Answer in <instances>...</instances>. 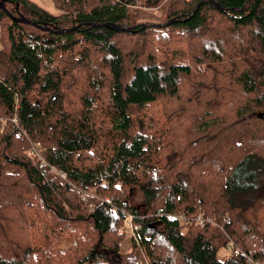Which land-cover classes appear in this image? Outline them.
Here are the masks:
<instances>
[{
    "label": "trees",
    "instance_id": "1",
    "mask_svg": "<svg viewBox=\"0 0 264 264\" xmlns=\"http://www.w3.org/2000/svg\"><path fill=\"white\" fill-rule=\"evenodd\" d=\"M55 1L63 6L64 13L53 14L31 0H0L5 7H0V264L48 263L55 233L51 221L37 211H50L58 224H64L66 233L75 228L78 238L88 239L86 252L77 264H114L115 256L122 254L127 214L133 215L132 223L139 229L134 235L127 229L133 239V255L118 259V264H264V118L258 116L264 113V0H214L224 9L205 1L186 20L198 0H172L176 7L183 5H165L168 13L164 20L137 23L130 20L135 12L127 11L134 0H101L97 5L89 0ZM10 13H20L38 26L13 21ZM173 18L176 20L166 26L154 25ZM219 20L241 29V39L231 33L224 38L239 40L245 65L238 72L239 88L249 98L227 107L196 101V72L203 56L218 59L219 50L225 47L223 40H210L219 36L220 27H213ZM105 22L132 29L92 25ZM143 23L150 24L141 27ZM75 26L65 33L56 32ZM194 36L198 40H191ZM126 39L141 40L134 43L149 44L147 49L153 47L145 53L147 62L127 56L122 42ZM81 41L98 46L104 69L98 78L91 79L97 73L92 68L83 76V84L72 88L65 84L71 72H60L55 57L76 55ZM163 41L178 46L177 60L159 58L158 47ZM89 51L80 53V60L86 58L80 61L83 69L93 65ZM87 84L86 94L82 86L88 90ZM75 94L79 99L76 116L62 109L65 99L68 106L74 105L70 99ZM36 97L46 103H37ZM159 100L185 108L184 117L193 114V129H175L173 116L165 111L159 120L162 129L150 141L143 133H130L132 110H138L133 107H146ZM225 108L228 113L223 117ZM253 108L257 111L247 115ZM57 112L62 117H57L56 132L49 136L53 126L48 133L39 130L42 122L55 119L51 116ZM139 112L138 117H150ZM15 116L16 126L11 123ZM105 116L111 117L109 132L114 140L100 175L102 164L80 166L74 154L90 152L97 134L95 117ZM28 137L54 143L44 157L47 164L33 161L25 153ZM176 137L179 155L171 159L173 153L167 154L166 171L157 180V146L168 141L172 148ZM47 165L65 172L66 180L45 181ZM102 181L107 182L104 188ZM119 182L140 184L144 206L121 199L117 192L121 188H116ZM93 186L98 187L94 192ZM65 207L77 212L71 221L92 223L88 237H83V227L67 225ZM180 210L219 222L227 216L223 229L240 253L230 252L228 258L219 259L218 233L224 234L210 225L189 226L182 232L179 221L168 216ZM59 228L63 229L61 225ZM247 253H251V262Z\"/></svg>",
    "mask_w": 264,
    "mask_h": 264
},
{
    "label": "rangeland",
    "instance_id": "2",
    "mask_svg": "<svg viewBox=\"0 0 264 264\" xmlns=\"http://www.w3.org/2000/svg\"><path fill=\"white\" fill-rule=\"evenodd\" d=\"M31 1L39 5L41 8L53 14H56V15L60 13H64L65 11L63 10V6L56 5L55 0H31ZM89 1L90 2L95 1L94 4L97 5L100 3L101 0H89ZM110 1L113 2V0H110ZM151 1L157 2V4L155 6H151L150 5ZM171 1L172 0H134L132 4L128 5V9H127V11L129 12H135V15H133L132 17L130 16V20L131 21L135 20L134 23L147 22L149 20L154 21V22L162 21L167 17V13H168L165 5L169 6L170 8L172 6L177 8L183 5V4H179L176 7L175 6L176 2H171ZM186 1H190V0H186ZM190 8L191 7H189V9ZM215 17L217 18V15H215ZM231 25L232 23L230 21L219 20L218 24L215 23L213 26V27H220L219 36L216 37L218 33L217 32L215 34L216 39L213 36H211L210 40H212L214 43L220 42V40H223L225 42L224 43L225 47L224 49H221L220 46L217 47L221 49L219 50L221 56L218 59L211 58L209 56H203L202 62L199 64L200 70L196 72V101L198 102H208L209 105H216L217 107L221 105V106L227 107L228 105H231L232 102L243 103L249 99L246 95L242 93V90L239 88L240 84L238 82V75L241 71L245 69V65L242 62V58L244 56L241 54V52H239V45H240V43H238L239 40H236L237 42L234 41L233 36L229 37L230 40L228 41L227 39L224 38L227 34L231 33L232 35H237L238 38L241 39L239 32H238L241 29L232 28ZM29 33H36V32L29 31ZM191 40L194 41L198 39L195 38L194 36ZM133 41L137 42L141 40H133ZM122 42L126 44L125 51L127 52V56L132 57L133 55H135V58L136 57L139 58V62H147L145 58L146 51L147 52L153 51V47H151V49H147L149 48V44H147L146 47L140 46L139 44L134 43L132 41H127V39ZM163 43L164 44L162 46L158 47L159 48V54H158L159 58L168 60V61H170L169 59L173 60L174 58H176L178 54V50H177L178 46L167 43L165 41H163ZM88 44L89 43H87L86 41H81L80 45L76 47V50H77L76 55H73L71 53H66L63 56L57 54L55 57L56 67L59 69L60 72H65V71L71 72L70 76L67 77V82H65V84H67L68 86H71L72 88L78 87V83L83 84L84 82L83 76H86L89 73H91L92 68H94L93 71L96 70L97 73L91 76L90 77L91 79L98 78L101 75V70L104 69V61L102 60L100 56H98L102 53V51H99L98 46H96L97 48L96 49L94 45L89 44L90 46H87ZM83 45H86V46H83ZM83 49L90 50L88 55H90L91 62L93 64L90 68H87V69L86 68L83 69V65L80 64V61L86 60V58H84L83 60H80L79 58L80 53L82 52ZM184 49L186 50L187 48H184ZM190 51L192 50L190 49ZM133 61H135V59ZM133 61H130L129 63L132 64ZM85 64L86 62H84V65ZM82 87H84L85 89L84 92H86V94L89 93L88 84H87L88 90H86L87 88L84 85ZM104 93H105V88L99 94V97H98L99 101L102 99ZM51 98L54 99L55 96L53 95L51 96ZM35 100H37V103L39 104L46 103L44 102V99L41 97H36ZM66 102H67L66 99H65L64 105L62 102V109H64L66 113L74 112L75 114L74 116H76L79 111L78 110V105H79L78 96L76 94L74 96L71 95L70 102L74 103L75 106L73 104L68 106ZM70 107H74V109L72 110ZM133 108L138 109V110H132L133 115H131L132 122H131L129 131L132 134H142L143 133L147 135L149 141L150 139H153V137L155 136L154 134L157 131H160L162 129V126L159 123V120H160L161 115L165 111L170 112L171 116H173V121L171 122V124L174 126L175 129L185 130L189 132V130L193 129V126H194V125L192 126V124L190 123V121L193 118V114L190 113L189 115H186V117H184L183 112L185 111V108L169 105L166 100H159L146 107L143 106L141 108L139 107L138 108L133 107ZM228 108H225L223 110V117L227 116ZM2 109L3 108L0 106V110ZM139 110H141L144 113H147L150 117H138L140 114ZM253 111H257V109L253 108L252 110H249L246 114L249 115ZM56 114L57 116L56 115L51 116V117H55V119L50 118L48 121L42 122L39 130L46 131L48 133L49 127L53 126V130L48 133L49 136H52V133L56 132L55 127L58 123L57 117H62L59 115L58 112ZM95 119H96V125H97V134H96V139L92 145L93 148L90 149V152L89 150H86V151L81 150L79 152H76L74 154V161H77V164H79L80 166L87 165L86 167L88 166L100 167V164H102L101 166L102 168L99 172L101 175V173H103V169L107 162L106 158L108 157L110 150L113 146L114 139L111 137V133L109 132L112 129L111 124H110L111 117H106V116L105 117H95ZM196 119L197 121H200V116L196 117ZM12 121L11 123H13V125L16 126L14 122ZM197 127L198 126L196 125V129ZM112 132H114V129L112 130ZM117 134H120V133L117 132ZM178 135H180V133ZM178 140H179V137H176L173 140L172 148L168 147V141H164L161 146L160 145L157 146V148L160 149L158 150L159 152H157V159H156L157 160L156 163H159V164H156V163L154 164L157 167V171L159 170L157 180L161 179V177L164 175L166 171L165 169L167 166V159H165V157L167 156V154L173 153V155L170 157L171 159L172 158L176 159L178 157L179 155L177 153L179 151L177 150L179 146ZM28 142H29L28 147L25 149V153H27L33 161L37 159L41 162H42V159L45 161L44 157H46L48 146L54 145V143L53 144L45 143L44 141L40 139L33 140L32 138L29 139ZM181 144L184 145L185 143L181 142ZM32 146L37 147L39 149L40 154L35 155V156L31 154L30 150ZM38 149H34V151H38ZM32 156L34 157L32 158ZM80 159L84 163H80L79 162ZM45 164H47V162ZM45 167H46L44 169V180L45 181L49 179H56L59 182H61L62 180L63 181L66 180L67 176L65 178L61 177V173L63 171L55 169L54 167H50L49 165ZM150 175H151V172L149 174V178H150ZM156 181H154V183ZM106 184H107L106 181H102L101 187L104 188ZM156 185H159V184H156ZM97 188H98L97 186H93L91 187V191L94 192L97 190ZM116 188L117 189L121 188L120 190L117 191L119 192L118 193L120 195L119 197L121 199L124 198L125 201L129 202L130 205H136L137 207H140L141 205L144 206V195H143L140 184L132 185L129 183L119 182L116 184ZM107 198L111 199L112 197L108 196ZM182 211L184 210H180L177 213L182 212ZM76 213L77 212L74 211L73 209H70L69 207H65L64 215H66V217L69 218V219L65 218V220H69L66 223H68L67 225H70L72 227H76V226L83 227V229L86 230V235L83 237H88V228L91 229L92 223L71 221L75 219ZM36 214H40L42 216H45L46 219H49L51 223L53 224L52 229H53V232L55 233L56 242L53 243L54 250H53V253L49 254L50 258L47 264H77L80 261L79 259L86 252L88 239L78 238V235H76V232L78 233V230L75 228L73 229L74 232L66 233L67 229L64 227V224L63 223L58 224L56 222V219L54 218L55 215H53V213H51L50 211L49 212L37 211ZM179 224L182 226L181 231L184 233L188 231L187 229L189 226H195L192 224L190 225H186L182 223H179ZM59 225L63 227L62 230L59 228ZM123 230L126 236L124 237V240L120 243V248H121L120 250L122 254L120 256H115V259L113 260L115 262L114 264H118V259L126 258L125 256L128 257L129 255H133L132 253L133 252V246H132L133 239L129 236L130 234L126 229V226L123 227ZM221 233H223L224 235H221L220 233H218L220 235V238H219L220 247L217 250L216 255L219 259H226L229 256H231V253L227 249V245L226 243H224V240L225 241L230 240L231 242H234V241L232 240V238L228 236V234H226L225 231H221ZM186 234L189 235V232ZM218 242L219 241L217 238V242L215 244H218Z\"/></svg>",
    "mask_w": 264,
    "mask_h": 264
},
{
    "label": "built area",
    "instance_id": "3",
    "mask_svg": "<svg viewBox=\"0 0 264 264\" xmlns=\"http://www.w3.org/2000/svg\"><path fill=\"white\" fill-rule=\"evenodd\" d=\"M14 124L17 125L18 124V120H17V116H15V118L12 119ZM34 149H38L37 147H34L32 146L31 150H30V153L33 154L34 156L35 155H38L40 154L39 153V149L38 151H34ZM42 162L43 163H46L43 159H42ZM61 177L65 178L66 177V173L65 172H62L61 173ZM128 215V221H127V224H128V231H130L133 235L135 234V231L137 229H139V225L138 224H133L132 223V218H133V215L131 214H127ZM169 217L171 218H174L176 220L179 221V223H182V224H186V225H198V226H203V225H211V226H215L217 227L218 229H220L221 231H224L223 229V223H226L228 222L229 218L227 216H224L223 219H222V222H219L213 218H208V217H205V216H202V214H197L195 216H189L186 212L182 211V212H179V213H169L168 214ZM226 245H227V249L232 253V254H238L240 253L239 249L236 248L233 244V242H231L230 240L226 241ZM250 254L251 253H247L246 254V258L248 261L251 262V258H250Z\"/></svg>",
    "mask_w": 264,
    "mask_h": 264
},
{
    "label": "water",
    "instance_id": "4",
    "mask_svg": "<svg viewBox=\"0 0 264 264\" xmlns=\"http://www.w3.org/2000/svg\"><path fill=\"white\" fill-rule=\"evenodd\" d=\"M205 1H209L210 3H212L213 5L219 7L220 9H224V7L222 5H220L218 2L214 1V0H198L195 5H194V8L192 9V11L189 13V15L184 19H188L192 14L193 12L196 10V8L198 7L199 4H201L202 2H205ZM0 7L2 8H5L4 5H3V2H0ZM17 9V8H16ZM242 9V7L240 8V10ZM10 17L13 21H17V22H22V23H27V24H31V25H36L38 26L34 21H31L29 20L28 18L24 17L22 14L18 13L16 15H13L10 13ZM176 19L173 18V19H169L167 21H165L164 23H156L154 24L155 26L157 27H162V26H166L172 22H174ZM150 23H143L141 27L145 26V25H148ZM93 26L95 25H102V26H108V27H111V28H116V29H124V30H130L132 29V27H123V26H120L118 24H115L113 22H105V23H92ZM77 28V26L75 27H70V28H58L56 30V32H59V33H65V32H68V31H71L73 29ZM46 29V28H45ZM49 29V28H47ZM263 114V115H262ZM258 116L261 117L263 116L264 118V113H258Z\"/></svg>",
    "mask_w": 264,
    "mask_h": 264
}]
</instances>
